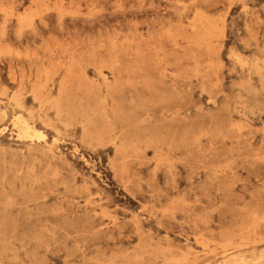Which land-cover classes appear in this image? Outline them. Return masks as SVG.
<instances>
[{
	"label": "rangeland",
	"instance_id": "obj_1",
	"mask_svg": "<svg viewBox=\"0 0 264 264\" xmlns=\"http://www.w3.org/2000/svg\"><path fill=\"white\" fill-rule=\"evenodd\" d=\"M0 264H264V0H0Z\"/></svg>",
	"mask_w": 264,
	"mask_h": 264
},
{
	"label": "bare ground",
	"instance_id": "obj_2",
	"mask_svg": "<svg viewBox=\"0 0 264 264\" xmlns=\"http://www.w3.org/2000/svg\"><path fill=\"white\" fill-rule=\"evenodd\" d=\"M41 141V140H40Z\"/></svg>",
	"mask_w": 264,
	"mask_h": 264
}]
</instances>
